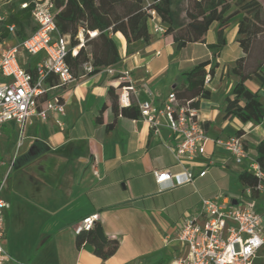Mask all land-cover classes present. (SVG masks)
<instances>
[{
  "label": "crops",
  "instance_id": "1",
  "mask_svg": "<svg viewBox=\"0 0 264 264\" xmlns=\"http://www.w3.org/2000/svg\"><path fill=\"white\" fill-rule=\"evenodd\" d=\"M243 15L231 17L220 49L210 47L218 40L219 22L211 25L205 42H192L180 50L171 35L155 33L149 22V41L128 43L118 31L113 39L121 61L112 66L115 74L105 70L85 74L62 91V125L53 116L45 121L31 117L20 147L12 139L19 133L17 123L3 126L1 162L10 163L1 182V196L10 203L4 247L11 256L4 264H169L188 252L178 239L183 220L197 215L202 198L220 194L253 202L264 217V192L248 197V186L239 177L249 169V160L237 163L213 141L241 130L250 157L256 159L257 144L264 138V120L257 124L227 119L223 112L224 98L237 80L230 69L245 55L238 40ZM208 59L207 70L216 66L206 84L211 96L201 99L198 107L211 138L204 153L178 162L174 147L179 138L166 126L165 117L156 134L141 117L117 116L113 111L109 90L113 87L119 94L128 83L121 78L123 72L130 73L136 89L131 103L139 106L152 99L162 106L184 82L183 73ZM27 60L25 66L34 67L39 55ZM246 84L259 96L264 93V83L257 77ZM188 169L196 175L193 182L163 189L156 181V170H170L183 178ZM203 170L206 175L199 176ZM94 213L100 215L105 238L118 241L116 251L106 258L95 252L92 242L79 245L73 230ZM254 264H264V245Z\"/></svg>",
  "mask_w": 264,
  "mask_h": 264
},
{
  "label": "built area",
  "instance_id": "2",
  "mask_svg": "<svg viewBox=\"0 0 264 264\" xmlns=\"http://www.w3.org/2000/svg\"><path fill=\"white\" fill-rule=\"evenodd\" d=\"M32 11L38 29L27 39L14 45L3 47L0 44V136L5 124L14 121L18 125L20 147L31 117L36 116L45 121L53 116L62 125L60 118L65 112V99L62 91L68 89L77 77L71 71L66 58L71 50L70 35L60 34L55 20V5L53 0H33ZM150 1L148 0V5ZM28 6L23 3L22 8ZM148 22L155 33L165 32L166 26L161 21L157 11L147 9ZM0 19L2 17L0 16ZM15 31V26H9ZM97 31L90 32L91 36ZM79 45L72 49L76 55L78 48L85 40L82 31L78 35ZM33 57L39 55L34 70H28L20 60V53ZM86 72L94 69L91 62L83 64ZM102 70L115 74L112 66ZM50 76L58 78L53 86L46 85ZM210 76L206 78L209 82ZM121 78L128 83L120 88L118 101L120 106L131 105L132 93L136 89L132 83L130 73L123 72ZM151 93V92H150ZM140 117L149 123L151 129L160 133L166 118V126L179 138L174 147L176 160L193 159L198 153L206 151L207 142L211 139L201 118L198 107L189 103H178L175 92L169 94L162 106L155 105L152 99L139 104ZM214 143L228 150L237 163L249 160V170L258 178L255 187L248 186L246 194L252 196L253 190L264 192V171L256 159L250 157L242 135H232L227 138L217 137ZM183 178L174 175L170 170H156V181L163 189L193 182L196 175L188 169ZM206 170L199 173L205 176ZM3 183H0V264L11 259L4 247L5 216L10 203L2 198ZM234 200L237 203H234ZM100 219L99 213L90 214L78 221L73 230L76 234L96 227ZM179 241L187 247L185 256L172 260L169 264H254L258 250L264 245V217L250 201L233 199L229 195L220 194L201 200V207L195 216L183 220L178 234Z\"/></svg>",
  "mask_w": 264,
  "mask_h": 264
},
{
  "label": "trees",
  "instance_id": "3",
  "mask_svg": "<svg viewBox=\"0 0 264 264\" xmlns=\"http://www.w3.org/2000/svg\"><path fill=\"white\" fill-rule=\"evenodd\" d=\"M53 1L57 29L60 34L70 35L71 50L66 61L77 78L96 73L121 61L118 46L113 39L114 33L122 32L128 43L140 38L149 41L152 34L148 27V8L157 11L166 26L165 33L172 36L179 50L192 42H205L207 32L214 22L220 23L218 40L210 47L220 49L226 43L225 29L229 20L235 14L243 12L239 22L238 40L245 55L237 59L230 69V73L237 80L224 98L223 112L227 119L238 117L243 122H263L264 103L259 93L246 84L247 80L253 77L264 83V50L261 57L250 63L254 43L263 32L261 24H264V6L260 0H149V5L146 0ZM23 3H28V6L22 8ZM34 6L33 0L0 2V44L6 40L21 42L38 29V24L32 16ZM233 6L235 9L231 11ZM10 25L15 26V31H10ZM80 31L85 37V42L78 48L76 55H73L72 49L80 43ZM93 31H97V34L91 36L90 32ZM86 62L92 63V71L84 70L83 64ZM210 63L209 59L199 61L183 73L184 82L174 89L178 103L199 107L201 99L210 98L211 91L206 87V78L213 74L216 66L212 64L207 70ZM27 68L34 70L31 65ZM57 83L56 77L50 76L46 79L47 86ZM109 93L113 111L117 116L140 118V109L135 102L127 107L120 106L118 94L113 87ZM114 124L115 121L107 127L110 128ZM241 132L239 130L237 134L241 135ZM256 160L264 171V138L257 144ZM239 177L247 186L255 187L258 182L254 172L249 169L243 171ZM258 193L254 189L251 198H256ZM76 235L79 245L84 242L94 243L95 252L103 258L113 254L118 247L116 239L102 241L96 227Z\"/></svg>",
  "mask_w": 264,
  "mask_h": 264
},
{
  "label": "rangeland",
  "instance_id": "4",
  "mask_svg": "<svg viewBox=\"0 0 264 264\" xmlns=\"http://www.w3.org/2000/svg\"><path fill=\"white\" fill-rule=\"evenodd\" d=\"M146 3L148 4V0H146ZM261 29L263 30V32L258 36V39L255 41L254 43V48H253V52H252V55L250 56V63H254L255 59L261 57V54L263 53V50H264V24H261ZM84 40H85V37H84ZM16 44V41L15 40H7L6 43H4L2 46L3 47H8V46H11V45H14ZM20 60L25 63L27 62V56L21 52L20 53ZM261 100L263 101L264 103V93H261V96H260ZM13 138V142L17 139V142L19 140V133L18 134H15L12 136ZM17 146V145H16ZM2 160V157H1V153H0V162ZM10 167V163L9 164H2V162L0 163V183L3 181V179L6 177V173H7V170L8 168ZM253 204V202H252ZM254 206L257 208V205L254 204Z\"/></svg>",
  "mask_w": 264,
  "mask_h": 264
},
{
  "label": "water",
  "instance_id": "5",
  "mask_svg": "<svg viewBox=\"0 0 264 264\" xmlns=\"http://www.w3.org/2000/svg\"><path fill=\"white\" fill-rule=\"evenodd\" d=\"M234 203L236 204L237 201L234 200ZM96 229H97V232H98V235H99L100 239H101L102 241H105L106 238H105V234H104V231H103V227H102V225H101V224H98V225L96 226Z\"/></svg>",
  "mask_w": 264,
  "mask_h": 264
}]
</instances>
